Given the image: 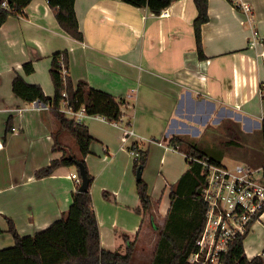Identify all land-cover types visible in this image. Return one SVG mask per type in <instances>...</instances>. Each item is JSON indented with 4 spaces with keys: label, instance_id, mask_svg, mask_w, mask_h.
Returning <instances> with one entry per match:
<instances>
[{
    "label": "crops",
    "instance_id": "0c3cea01",
    "mask_svg": "<svg viewBox=\"0 0 264 264\" xmlns=\"http://www.w3.org/2000/svg\"><path fill=\"white\" fill-rule=\"evenodd\" d=\"M192 2L194 0L174 1L164 10L169 16H162L121 0H76L83 41L62 30L47 0H33L23 15L9 16L0 28V250L15 245L8 219L13 221L21 236L44 231L62 219L73 203V193L81 185L72 178L77 174L66 172L64 166L46 178L35 177L38 170L49 166L62 153L52 150L57 126L51 112L34 108L32 103L24 102L12 91L16 73H22L27 63L34 64L35 72L25 76V80L40 85L45 95L52 97L53 55L69 52V75L73 83L85 81L92 88L112 94L123 104L120 123L90 120L94 123L88 127L94 138L89 155H106L104 162L113 164L116 154H110V146L115 143L116 151L123 154L120 167L124 168L125 189L122 185L113 190V194L105 192L112 202L111 210H118V213L104 220L93 201L102 247L112 252L125 251L123 235L131 240L138 236L137 257L138 252L145 251L139 250L142 238H156L151 254L157 244V232L147 223V218L144 220L126 208L136 209L140 205L139 196H136L137 183L132 182V173L128 171L134 161L130 159L134 143L150 152L152 161L157 148L179 153L180 150L171 148L167 141L175 135L193 139L197 132L195 122L205 125L212 116L234 117L249 129H262L263 111L261 117L252 121L251 117H243L226 108L223 97L227 89L233 91L236 83L240 85V80L249 75L248 67L252 63L256 65V79L251 84L255 88L264 81V69L259 67V61L264 60V45L257 49L250 47L251 28L238 5L244 2L251 7L255 29L264 35V0H233V3L209 0L210 19L202 26L206 57L203 61L196 52L193 22L197 9ZM258 96L264 107L259 92ZM9 120H12V129L7 131ZM97 124L105 130H97ZM68 138L71 137L62 136L64 145L69 144ZM70 148L78 154L75 145ZM88 156L85 162L92 175ZM123 156H126L125 162ZM184 159L189 165L185 154ZM151 161L148 165H152ZM186 170H180L176 179ZM144 181L152 187L151 196L156 202L153 217L157 223V189L147 178ZM127 194L133 195L131 203ZM121 196L124 210L115 207ZM170 204L169 197L165 209L159 208L163 218ZM257 223L263 226L264 213ZM252 230L253 226L249 235ZM244 246L249 259L264 257L263 240L257 245L253 240L251 245Z\"/></svg>",
    "mask_w": 264,
    "mask_h": 264
},
{
    "label": "trees",
    "instance_id": "16d2710c",
    "mask_svg": "<svg viewBox=\"0 0 264 264\" xmlns=\"http://www.w3.org/2000/svg\"><path fill=\"white\" fill-rule=\"evenodd\" d=\"M0 0V28L11 15H23L24 10L33 0H6L9 8L1 7ZM136 8H148L153 14L160 15L168 9L174 1L178 0H121ZM233 3V0H227ZM54 11L55 18L62 30L72 38L83 41L84 36L80 28L75 10L76 0H48ZM197 17L193 22L196 41V52L200 60H205L202 43V26L209 22V0H194ZM69 52L53 55L50 68V78L53 85V96L45 95L40 85L29 84L25 76L35 72L32 62L22 68V73H16L12 81L14 95L26 103L40 101L49 107L57 129L53 132V152H61L60 158H54L50 165L35 173L37 179L46 178L62 166L83 167L90 181L87 192L73 193V203L61 220L52 224L44 231L33 236H21L12 220L8 219L9 233L14 237L15 245L0 250V264H196L189 259L197 251V240L200 237L204 224L206 204L202 198L204 188V176L199 163L191 161L192 158L205 159L220 163V160L212 158L204 153L200 145L186 136H172L167 144L175 150L182 151L187 156L189 168L170 189V209L164 218L162 226L154 221L153 209L156 202L150 194L149 185L142 179L137 182V191L140 205L135 209L144 220L149 218V225L157 232V244L152 256L139 259L136 256L137 238L131 240L128 235H123L125 251H109L102 247L100 225L93 206L91 186L94 177L89 174L85 159L91 153V145L94 142L89 128L79 126L74 121L63 115L59 109L63 103V94L66 92L68 100L76 108L82 106L91 115H101L109 123H120L123 117L122 102L112 94L90 87L85 81L73 83L68 73L66 82L62 76V64L69 72ZM12 120L8 122L10 131ZM264 141V125L262 127ZM70 136L78 150L75 154L62 143V136ZM264 148V147H263ZM131 151H137L134 157L133 169L136 174L139 168L144 170L149 152L139 148L138 143L131 146ZM258 166L263 162V154L259 155ZM79 177L81 175L79 172ZM157 202V207L159 206ZM249 234V233H248ZM247 234V235H248ZM246 235V236H247ZM239 238L230 248L228 264H264L263 256L249 259L244 241Z\"/></svg>",
    "mask_w": 264,
    "mask_h": 264
},
{
    "label": "rangeland",
    "instance_id": "374dc122",
    "mask_svg": "<svg viewBox=\"0 0 264 264\" xmlns=\"http://www.w3.org/2000/svg\"><path fill=\"white\" fill-rule=\"evenodd\" d=\"M192 6L195 8L193 2ZM259 67L264 69L263 59L259 61ZM255 72L256 65L252 63L248 67L247 74L249 75L243 77L240 80V85L236 83L235 89L233 91L227 89L223 97L226 108L243 117H251L252 121H256L258 117H261L262 111L264 113V107H262L260 98L258 96L259 85L257 84V87L254 88L253 84H251L256 79ZM93 123L94 122L88 120L86 126L91 127L93 126ZM194 127L197 130V132H194L192 137L193 139H195L194 141H196L200 145L205 154L217 160L221 159V162L223 163L255 165L259 162V155H262L261 153H264L262 129H249L244 125L243 121H238L234 117L221 119L219 118V115H217L216 117L212 116L206 120L205 125L195 122ZM95 128L100 131L105 130L104 127L99 124H97ZM130 133L129 135L133 134ZM70 139L68 142L69 144H65L66 147L69 148V150L71 149L70 147L74 148V141L72 138ZM157 140L161 139L157 138ZM68 145H70V147ZM111 146L110 154L112 156L113 154H116V158L114 159L113 164H106L104 162L103 158L106 155L88 156L90 161L92 162V166L88 167V169L90 173L95 176V181L91 186V193L93 196L94 205L96 206V208H98L100 216L104 220L108 219L110 216L114 218V215L118 213V210H115V212L111 210L112 202L105 195V192L109 191L110 193H112L113 190H118L122 185L125 189L124 168L120 167L123 154H120L116 151V149L118 148L117 143H115L114 145L111 144ZM130 155V159L134 160V156L131 153ZM123 157L125 162L126 156ZM150 158L151 157L148 158V162L151 161ZM148 162L146 164V168H144L143 170V180L147 178L152 186L156 187L157 189V202L160 203L157 207V224L162 226L164 218L159 215L158 210L159 208L161 210L165 209V206L167 205V203H169L170 185L176 182L174 180L179 175L178 172L186 168L188 169L189 165L186 163L182 151H179V153L165 152V149L163 148H157V152L152 155V165H148ZM118 164L119 166H116ZM64 167V170L66 172L76 173L77 175H79L77 166ZM128 171L132 173V182L136 184V174L134 172L132 163L130 164ZM149 188L151 194L152 187L149 185ZM127 196L129 195L127 194ZM136 196L138 197V195ZM129 199L131 203L133 195H130ZM122 201L123 199L121 196L120 198H118V204L114 206L116 208L124 210V203ZM126 208L135 212V209H131L129 207ZM147 223H149V218H147ZM257 224L258 223L256 222L253 225L252 233L246 236L244 241V244L246 246L251 245V241L253 240L256 241V245L258 241H264V223L262 227L257 226ZM155 241V237L148 239L142 238L140 240L139 250L141 248L145 249V251L138 252V257L140 259L148 260V258L152 256L151 250L153 251Z\"/></svg>",
    "mask_w": 264,
    "mask_h": 264
},
{
    "label": "built area",
    "instance_id": "2783aa9c",
    "mask_svg": "<svg viewBox=\"0 0 264 264\" xmlns=\"http://www.w3.org/2000/svg\"><path fill=\"white\" fill-rule=\"evenodd\" d=\"M238 5L251 28L250 47L257 49L264 45V35L255 29L251 7L244 2ZM1 7L9 8L6 0L2 2ZM161 15L169 16L165 11ZM61 67L66 82L69 72L64 64ZM259 95L264 100V81L259 83ZM63 97L59 111L75 124L86 126L88 120L108 122L101 115L89 114L84 106L76 108L68 100L66 92ZM32 104L36 109L49 110V107L40 101H34ZM261 121L264 123L263 117ZM132 154L134 157L138 156L137 151ZM191 161L199 163L202 168L205 184L201 195L206 204V212L205 224L197 240V251L191 255L189 261L196 264H228L227 256L231 246L239 238L245 237L264 213V158L258 166L214 163L208 158H192ZM72 178L78 184L82 183L77 175Z\"/></svg>",
    "mask_w": 264,
    "mask_h": 264
},
{
    "label": "water",
    "instance_id": "95a60500",
    "mask_svg": "<svg viewBox=\"0 0 264 264\" xmlns=\"http://www.w3.org/2000/svg\"><path fill=\"white\" fill-rule=\"evenodd\" d=\"M80 175H81L82 183L79 187V192H87L89 190V187H90V181H89V178L87 176V172L83 167L80 168ZM136 179H137V182H140L143 179L142 168H139L137 170Z\"/></svg>",
    "mask_w": 264,
    "mask_h": 264
}]
</instances>
